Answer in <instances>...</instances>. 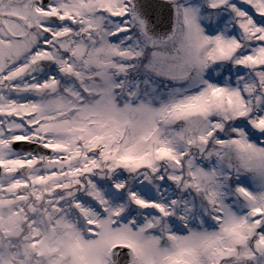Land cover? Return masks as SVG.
<instances>
[{
  "label": "snow or ice",
  "instance_id": "obj_1",
  "mask_svg": "<svg viewBox=\"0 0 264 264\" xmlns=\"http://www.w3.org/2000/svg\"><path fill=\"white\" fill-rule=\"evenodd\" d=\"M0 264H264V0H0Z\"/></svg>",
  "mask_w": 264,
  "mask_h": 264
}]
</instances>
